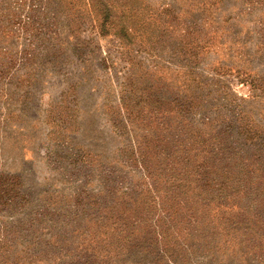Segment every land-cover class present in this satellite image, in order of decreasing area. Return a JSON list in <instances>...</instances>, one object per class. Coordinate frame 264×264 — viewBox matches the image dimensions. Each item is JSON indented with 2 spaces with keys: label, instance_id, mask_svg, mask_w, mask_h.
Instances as JSON below:
<instances>
[{
  "label": "rangeland",
  "instance_id": "1",
  "mask_svg": "<svg viewBox=\"0 0 264 264\" xmlns=\"http://www.w3.org/2000/svg\"><path fill=\"white\" fill-rule=\"evenodd\" d=\"M0 264H264V0H0Z\"/></svg>",
  "mask_w": 264,
  "mask_h": 264
},
{
  "label": "trees",
  "instance_id": "2",
  "mask_svg": "<svg viewBox=\"0 0 264 264\" xmlns=\"http://www.w3.org/2000/svg\"><path fill=\"white\" fill-rule=\"evenodd\" d=\"M108 12L107 9H105V14ZM121 36H125L127 35V28H120L119 32ZM250 131V126L248 124H245L243 127L239 128L238 131H235L233 129V132H242V133H248ZM260 139V135L259 133L256 131L251 138L247 139V142H254L256 140ZM254 145V144H253ZM173 156L177 154V156L175 157H166L164 159L163 163V169L165 170V174H163V179L166 178V180L164 181H168L170 182L168 179H173V185H178V181L180 180V178L183 177V172H182V164L185 165L183 158L180 155L178 156V150H175L173 153ZM187 159L189 160V162L191 161V155H186ZM168 168H165L167 167ZM163 170V171H164ZM162 171V173H163ZM196 204H191V203H187V202H180L179 206H175L174 208H183L186 212L184 214H182L181 218H179L180 220H182L186 225L188 226H198L201 230H207L208 229V223H203V219H202V215L201 212H198V210H196L195 208ZM261 208H263V206H261ZM192 212H191V211ZM204 214V213H203ZM207 227V228H206ZM256 236V234L253 233V237ZM261 241V240H260ZM228 244V240L224 241V247L226 248ZM256 249H260L262 247V245H255Z\"/></svg>",
  "mask_w": 264,
  "mask_h": 264
}]
</instances>
